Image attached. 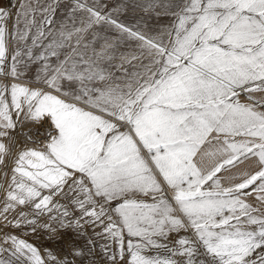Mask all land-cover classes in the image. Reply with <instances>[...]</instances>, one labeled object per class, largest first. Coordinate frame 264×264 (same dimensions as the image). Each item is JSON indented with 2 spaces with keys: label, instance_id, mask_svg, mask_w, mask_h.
<instances>
[{
  "label": "snow or ice",
  "instance_id": "obj_1",
  "mask_svg": "<svg viewBox=\"0 0 264 264\" xmlns=\"http://www.w3.org/2000/svg\"><path fill=\"white\" fill-rule=\"evenodd\" d=\"M137 7L0 0V264H264V0Z\"/></svg>",
  "mask_w": 264,
  "mask_h": 264
},
{
  "label": "rangeland",
  "instance_id": "obj_2",
  "mask_svg": "<svg viewBox=\"0 0 264 264\" xmlns=\"http://www.w3.org/2000/svg\"><path fill=\"white\" fill-rule=\"evenodd\" d=\"M66 2V0H65ZM109 3H119L124 8L123 11L119 13L118 18L121 19L124 23L129 25L133 24H143L145 22L146 14L142 13L137 5L143 3V0H107ZM147 23L155 26L154 20H147ZM31 242L35 243L41 247H48L56 251L58 254H63V250L67 247V243L69 240H74L76 246L85 247V239H81L79 237H74L71 233L67 234L59 244L49 243L45 236L41 233L36 236L30 237ZM86 252V248H85ZM90 257L85 255L83 258V264H89ZM76 264H81L80 259H77ZM96 264H100L99 257H96Z\"/></svg>",
  "mask_w": 264,
  "mask_h": 264
}]
</instances>
